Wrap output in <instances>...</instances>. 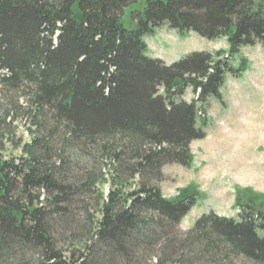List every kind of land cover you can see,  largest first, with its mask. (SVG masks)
<instances>
[{"label": "trees", "instance_id": "16d2710c", "mask_svg": "<svg viewBox=\"0 0 264 264\" xmlns=\"http://www.w3.org/2000/svg\"><path fill=\"white\" fill-rule=\"evenodd\" d=\"M161 25L225 37L227 49L165 63L147 55L144 40ZM255 44L264 46V0H0V94L15 96L0 118V264H264V194L237 187V219L206 212L181 231L197 189L169 198L142 180L125 191L113 179L106 195L99 191L90 240L66 255L50 219L75 190L46 160L48 139L61 132L65 142L99 144L130 177L188 166L189 143L205 136L207 100L223 101L225 75L248 67L241 46ZM187 88H200L197 101L182 98ZM18 114L31 139L13 147L21 155L4 157Z\"/></svg>", "mask_w": 264, "mask_h": 264}, {"label": "rangeland", "instance_id": "374dc122", "mask_svg": "<svg viewBox=\"0 0 264 264\" xmlns=\"http://www.w3.org/2000/svg\"><path fill=\"white\" fill-rule=\"evenodd\" d=\"M123 22L128 26L126 17ZM145 40L147 53L166 63L192 51L227 49L225 37L207 39L193 31L180 35L166 25L154 28L152 34L145 35ZM240 55L248 59V67L238 77L225 75L221 87L222 102L215 98L207 100L205 115L200 117L204 119L202 127L205 136L189 143L193 158L188 166L165 164L158 179L152 174H146L143 178L130 177L129 172L111 161L109 155L106 158L99 144L80 147L75 142H65L66 136L61 132L55 133L52 140L48 139L52 143L46 160L59 164L61 176L75 190L72 201L65 206L66 210L53 214L50 219L59 250L67 255L73 246L82 248L90 240L96 219L100 217L102 202L98 192L106 195L113 179L123 184L125 191L132 190L140 180L157 185L162 194L169 198L176 196L183 187H195L199 195L194 206L181 219V231H187L193 221L206 212L237 219L238 209L234 205L237 187H249L252 191L264 194V46H241ZM191 95L192 90L187 88L184 100L189 101ZM14 97L11 93L1 92L0 118L15 100ZM19 101L25 105L22 99ZM29 127L27 120L20 114L9 124L6 136L12 140H7L4 135V157L21 155L19 147H13L30 141ZM37 134L40 135L39 132ZM90 176H96L101 182L90 187L87 182ZM262 206L264 210V203ZM195 260L190 259L189 264ZM145 264H152V261L146 259ZM227 264L253 263L239 257Z\"/></svg>", "mask_w": 264, "mask_h": 264}, {"label": "crops", "instance_id": "0c3cea01", "mask_svg": "<svg viewBox=\"0 0 264 264\" xmlns=\"http://www.w3.org/2000/svg\"><path fill=\"white\" fill-rule=\"evenodd\" d=\"M146 41V40H145Z\"/></svg>", "mask_w": 264, "mask_h": 264}]
</instances>
